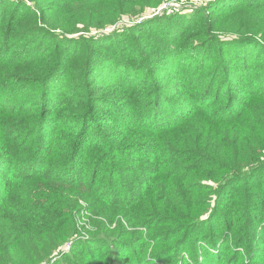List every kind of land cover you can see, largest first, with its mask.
<instances>
[{"label":"trees","instance_id":"1","mask_svg":"<svg viewBox=\"0 0 264 264\" xmlns=\"http://www.w3.org/2000/svg\"><path fill=\"white\" fill-rule=\"evenodd\" d=\"M168 1L0 0L6 263L36 230L23 264H264V0L96 32Z\"/></svg>","mask_w":264,"mask_h":264},{"label":"rangeland","instance_id":"2","mask_svg":"<svg viewBox=\"0 0 264 264\" xmlns=\"http://www.w3.org/2000/svg\"><path fill=\"white\" fill-rule=\"evenodd\" d=\"M97 0H91V4H94ZM205 0H190V1H186L184 4H179L176 0H170L168 2H166L165 4H163L161 7L166 8L167 10L165 12H172V11H176V12H182V11H187L190 12V10L195 7V6H201L204 3ZM32 5V4H31ZM167 12V13H168ZM175 12V13H176ZM165 14L163 13H159L157 14V12H153V9H148L146 12H144V14H128V16L126 17H122L120 18L121 20L118 21L115 25H108L107 27H105L102 31H104V33H102L101 31H96L97 33L100 34H110V33H114L116 31L119 30L120 33H124L125 30L129 29L131 26L134 25H129L131 22H133L132 20H136L139 18H145L143 22H145L148 19H152V17L154 18L155 16H160ZM169 15V14H168ZM141 16V17H140ZM130 21V22H129ZM119 24L118 27H116V25ZM114 26L116 28H114ZM109 29V30H108ZM17 144L15 146L18 145V142H16ZM41 188V186H40ZM33 197H31L30 199V205L31 207H34L33 205L37 206V207H41L42 205L45 204V201L40 199L39 197V192H34ZM38 196V197H37ZM80 204L83 206V210H80L79 212H75L74 213V219H75V226L77 231H79V238L81 239H87L89 237V232H94L97 230V227L95 225L96 221H99L98 217L92 215V213L87 210L86 208V204L82 201H80ZM212 207H210L211 209ZM68 216L65 215V213H62L60 216H58V221L60 222H65L66 220H68ZM56 220V219H55ZM44 224L47 225V227H49L50 229H54L52 226L49 225H53L54 221L52 219H46L44 218L43 221ZM14 224L18 225L17 223V216H14L13 214V222ZM37 224V223H35ZM110 229H115L116 225H110V224H106ZM19 231L21 232V237L22 234H24L23 232H25V229H22V227H18ZM118 229V227L113 230L116 231ZM56 230V229H54ZM23 231V232H22ZM36 233V237L33 238L31 240V242H29L26 237H25V244L21 245L20 247V251L18 252V254L13 255V262H10L11 264H23V263H27V261L33 257L35 260H37L38 258V254L39 251L41 249H44L45 246L43 245V242L40 240L39 238V234L36 232V230L32 231L31 235H35ZM53 235V232H52ZM1 235H0V239H1ZM72 238V237H71ZM70 238V239H71ZM75 239V237H73L71 239V241L65 243L63 246H61L59 249L54 250L52 255L50 256L49 259L42 261L40 264H54L56 261H60L63 256L65 254L70 255L71 254V247H72V241ZM2 258V257H0ZM10 259V257H3L2 260L0 261V264H8L6 263L8 260ZM63 263V262H62Z\"/></svg>","mask_w":264,"mask_h":264},{"label":"built area","instance_id":"3","mask_svg":"<svg viewBox=\"0 0 264 264\" xmlns=\"http://www.w3.org/2000/svg\"><path fill=\"white\" fill-rule=\"evenodd\" d=\"M167 9L166 8H164V7H161V8H159L158 10H153V12H157V14H159V13H167V12H165ZM176 11H172V12H168L167 14H174ZM146 18V17H145ZM145 18H139V19H136V20H132L133 22H131L129 25H136V24H140V23H142V21L145 19ZM130 22V21H129ZM119 26V24H117L116 25V27H118ZM115 26H114V28H116ZM109 30V29H108Z\"/></svg>","mask_w":264,"mask_h":264}]
</instances>
